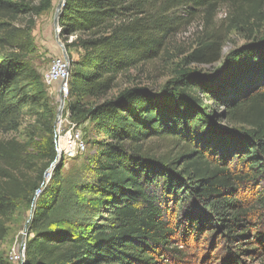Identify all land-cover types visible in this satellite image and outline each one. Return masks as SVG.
I'll list each match as a JSON object with an SVG mask.
<instances>
[{
	"label": "trees",
	"instance_id": "obj_1",
	"mask_svg": "<svg viewBox=\"0 0 264 264\" xmlns=\"http://www.w3.org/2000/svg\"><path fill=\"white\" fill-rule=\"evenodd\" d=\"M54 1L0 0V134L31 118L36 158L46 161L37 180L20 182L13 175L31 163L29 153L0 146V177L15 182L2 199L31 203L45 186L26 264H158L161 255H182L175 243L198 241L209 228L208 239L223 235L241 255L248 247L264 252V0H65L61 37H73L67 48L79 52L65 113L102 136L91 182L80 192L95 197L107 220L91 223L52 221L63 195L61 165L44 183L57 160L56 104L29 59L32 28L11 25L50 11ZM222 5L229 13L218 24ZM198 20L202 32L188 65L221 66L182 68L158 92L138 87L134 74L145 75ZM243 30L250 43L223 56L226 39ZM5 225L0 210V234Z\"/></svg>",
	"mask_w": 264,
	"mask_h": 264
},
{
	"label": "rangeland",
	"instance_id": "obj_2",
	"mask_svg": "<svg viewBox=\"0 0 264 264\" xmlns=\"http://www.w3.org/2000/svg\"><path fill=\"white\" fill-rule=\"evenodd\" d=\"M32 7L39 5L40 0H26ZM63 0H55L52 9L40 15H35L30 12L23 14L17 21L11 25L20 29L32 28V36L34 43V52L29 55V59L41 72L42 69L47 71L50 66L52 57L61 55L62 50L59 48L55 31L60 26L58 24V7ZM229 7L222 5L219 8L217 15V23L221 24L228 16ZM32 22V24H31ZM202 21H196L192 26L182 29L180 33L175 35L169 41V47L163 56L149 69L145 75L134 74V78L138 83V87L146 88L153 92H158L166 83L174 78L180 69H198L201 71L215 70L221 66V63L215 64L213 67H202L195 65H188V57L196 48L197 40L202 32ZM264 31V28L261 32ZM60 42L63 44L64 49L70 58H79V52L74 49L68 50V44L74 41L71 37L68 42L59 35ZM250 43L247 38V30L232 33L227 39L223 47L222 54L226 56L234 49L240 48ZM122 87L126 86L125 81L122 79L120 83ZM52 101L56 104L57 113L61 108V102L57 95H51ZM61 118L66 116L65 109L61 110ZM59 121L56 123V131L59 130ZM79 130L86 143L88 144L87 150L84 154L74 152L62 154L54 169L52 164L47 169L44 175L45 185L50 183L57 166H62V190L63 195L60 199L59 207L53 213V223L72 220L77 223H91L107 220V215L104 211L98 212L95 206V197L88 191L80 192L84 184H88L92 179V170L95 163V155L97 153V146L95 141H100L102 136L97 134L90 123H86L81 127H75ZM37 129L31 118H25L21 126L14 132L8 134H0V146L16 144L18 147H24L29 154L26 155L31 163L25 165L13 175L15 179L20 182H33L38 179L40 169L46 163H38L35 155L33 142L37 140ZM62 150V149H61ZM62 152V151H61ZM58 156V153H57ZM3 155L0 152V163ZM12 176V175H11ZM13 178V177H12ZM15 182L11 178L2 176L0 177V194L3 188L13 189ZM51 185V184H50ZM44 185L41 188L44 189ZM36 192L33 193L32 202L28 200L18 199L10 201V199H2L0 197V210L4 213L5 228L0 234V264H26V255L23 263L14 261V252L21 251L23 247L26 250V244L29 237L33 236L31 232V222L36 213V203L39 200L36 197ZM212 228L203 229L199 240L191 238L187 243H175L173 247L177 248V252H181V256L171 254L161 255V260L158 264H231V257H237L238 264H264V252L261 250L259 254L252 255L251 248L248 247L249 252L241 255L236 245H229L223 235L216 238L208 239ZM249 242V241H247ZM251 243V242H250ZM246 248V247H243ZM18 253V252H17ZM26 253V251H25Z\"/></svg>",
	"mask_w": 264,
	"mask_h": 264
},
{
	"label": "built area",
	"instance_id": "obj_3",
	"mask_svg": "<svg viewBox=\"0 0 264 264\" xmlns=\"http://www.w3.org/2000/svg\"><path fill=\"white\" fill-rule=\"evenodd\" d=\"M62 33V27H58L55 31L59 48L62 50L61 55L52 57L51 63L47 71L43 73V81L50 95H57L60 102L63 100L64 104L62 109H65L67 99L69 95V80H70V69L72 58L68 55L64 49L63 44L60 42L59 35ZM59 130L56 131L55 143L56 151L63 149L62 154H68L76 152L84 154L87 150L88 144L85 141L82 133L79 130H75L74 126L69 121V116L66 113L64 118L59 117ZM44 185V184H43ZM42 192V188L36 192V197L39 198ZM25 249V248H24ZM18 252V253H17ZM14 252V261H20V251Z\"/></svg>",
	"mask_w": 264,
	"mask_h": 264
},
{
	"label": "water",
	"instance_id": "obj_4",
	"mask_svg": "<svg viewBox=\"0 0 264 264\" xmlns=\"http://www.w3.org/2000/svg\"><path fill=\"white\" fill-rule=\"evenodd\" d=\"M64 5H65V0H63L62 4L59 5V7H58L57 17L59 16V13L63 10ZM63 104H64V101L62 100V101H61V108L59 109V111H58V113H57L56 123L58 122L59 117H60V115H61V110H62V106H63ZM57 153H58L57 160H55V162H53V164H52L53 166H52L51 169H54L55 166L58 164V162L62 160V159H59L60 156L62 155V154L60 153V151H57ZM25 251H26V250H25L24 247H23L22 252H21V251L19 252V253H20V256H21V260L19 261V263H23V259H24V257H25ZM23 264H24V263H23Z\"/></svg>",
	"mask_w": 264,
	"mask_h": 264
},
{
	"label": "crops",
	"instance_id": "obj_5",
	"mask_svg": "<svg viewBox=\"0 0 264 264\" xmlns=\"http://www.w3.org/2000/svg\"><path fill=\"white\" fill-rule=\"evenodd\" d=\"M78 57H79V55H78ZM78 59H79V58H77V59L72 58L73 61H77ZM44 72H45V70L42 69V70H41V74L43 75Z\"/></svg>",
	"mask_w": 264,
	"mask_h": 264
},
{
	"label": "bare ground",
	"instance_id": "obj_6",
	"mask_svg": "<svg viewBox=\"0 0 264 264\" xmlns=\"http://www.w3.org/2000/svg\"><path fill=\"white\" fill-rule=\"evenodd\" d=\"M63 150V149H62ZM61 148H60V151H62Z\"/></svg>",
	"mask_w": 264,
	"mask_h": 264
}]
</instances>
